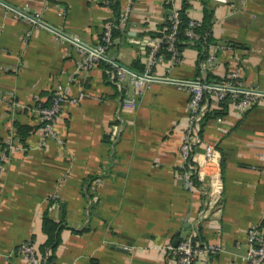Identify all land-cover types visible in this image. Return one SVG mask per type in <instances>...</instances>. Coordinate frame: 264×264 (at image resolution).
<instances>
[{"label": "crops", "instance_id": "1", "mask_svg": "<svg viewBox=\"0 0 264 264\" xmlns=\"http://www.w3.org/2000/svg\"><path fill=\"white\" fill-rule=\"evenodd\" d=\"M116 2L117 15L109 0H0V264H28L16 246L43 244L44 213L60 226L50 264H175L167 246L191 234L200 246L219 245L193 264H246L245 230L264 226V99L241 115L210 102L200 136L214 146V161L199 168L202 179L188 175V185L179 166L188 93L154 80L129 88L136 105L120 109L107 62L78 66L71 38L95 46L105 23L123 13L106 53L131 71L147 68L167 4ZM172 2L189 19L210 13L211 60L197 69L194 47L183 46L177 62L159 48L151 74L207 73L222 82L236 70L233 82L264 92V0ZM55 84L66 93L53 126L61 142L44 138L40 119L24 108L47 102Z\"/></svg>", "mask_w": 264, "mask_h": 264}, {"label": "built area", "instance_id": "2", "mask_svg": "<svg viewBox=\"0 0 264 264\" xmlns=\"http://www.w3.org/2000/svg\"><path fill=\"white\" fill-rule=\"evenodd\" d=\"M213 1L225 3L228 0ZM165 2L168 7V14L165 19L168 21L167 30L160 37H155L154 41H152L148 51L149 59L146 64L147 68L141 72L124 68L106 53L108 46L112 42V31L119 28L125 19L123 13H119L116 20H109L105 23L99 36V43L95 46H85L73 38H71V41L76 44V49L80 55L79 67L89 66L100 60L107 62L109 66L105 68V74L109 82L116 87L119 93L120 109L133 108L136 105L137 93L130 94L129 88L141 90L147 88L149 83L154 80L164 79L173 82L188 93L185 128L179 145L181 159L179 166L185 183L190 185L188 175L192 173L197 174L198 178L202 179V172L199 168L204 164L214 161V146L211 143L203 142L200 136L202 123L210 112V102L214 100L221 103L225 100L232 104L236 112L241 115L260 99H264V92L254 88L243 87L233 82L237 76L236 70L229 72L226 80L222 82L208 81L201 77L193 80H172L158 78L151 74L149 72L150 65L153 63L156 51L163 44L164 50L168 52L171 61L177 62L179 58V51L175 46L177 25L179 22L178 8L173 5L172 0H165ZM196 25L197 22L194 19H188L187 25L183 30V34L186 36V43L190 46H193L194 43L199 41L205 43L204 37L194 31L193 28ZM210 44V42L206 43V48ZM204 60L207 63L210 62L211 56H206ZM50 96V102L46 106L36 104L29 107L24 106V108L40 119L41 135L44 138H53L61 142L53 126L61 113L63 103L66 101L65 89L61 85L55 84L51 89ZM70 101L75 102V99L71 98ZM215 121L220 122L221 118L216 116ZM196 148H201V152L197 153ZM193 238L191 234L181 238L173 247L167 246V248L174 250L175 264H193L199 253L208 254L219 249V245L215 243H206L200 246V243ZM245 241V263L264 264V226L258 222L249 225L245 230ZM16 251L26 258L28 264H45L44 258L39 254L38 249L31 239L21 241L16 246Z\"/></svg>", "mask_w": 264, "mask_h": 264}, {"label": "trees", "instance_id": "3", "mask_svg": "<svg viewBox=\"0 0 264 264\" xmlns=\"http://www.w3.org/2000/svg\"><path fill=\"white\" fill-rule=\"evenodd\" d=\"M109 5L112 8V11L114 12L115 15H117V2L116 0H109ZM189 18L186 17L184 14V5H181L180 9H178V25H177V33H176V43L175 46L177 50L180 52V50L183 48V46L187 45L186 43V36L183 34V30L187 25V21ZM197 22V25L193 28L196 33H198L200 36L204 37L205 43L196 42L192 47H194L197 51V58H196V65L197 69L199 68L200 63L205 59L206 57V43L211 41L210 37V13L206 10L203 11V17L201 20H195ZM168 27V21L165 20L163 24V30L158 32L155 37H160L164 32H166ZM116 34V29L112 31V36ZM161 49L169 56L168 52L164 50V44L162 45ZM105 63V62H104ZM105 68H108V64L105 63ZM136 72L142 71V67L136 66L134 67ZM210 76L205 73L204 79L208 80ZM50 97L48 98L47 102H39L37 101L34 105L40 104L43 106H46L50 102ZM223 104H226L225 100L221 102ZM222 111V110H221ZM219 112L213 113V115H218ZM211 115V112H209L206 116L209 117ZM41 125V124H40ZM27 128H17V132L24 134L26 132ZM59 229L60 226L58 223L50 220L47 218L46 214L44 213L42 215L41 219V230L45 234L46 238L43 244H41L38 248L39 254L44 258V263L45 264H50L52 257H53V252L59 242Z\"/></svg>", "mask_w": 264, "mask_h": 264}, {"label": "bare ground", "instance_id": "4", "mask_svg": "<svg viewBox=\"0 0 264 264\" xmlns=\"http://www.w3.org/2000/svg\"><path fill=\"white\" fill-rule=\"evenodd\" d=\"M212 178H213V179H212V185H213V189H214V176H213ZM213 192H214L213 194L216 193L215 190H214Z\"/></svg>", "mask_w": 264, "mask_h": 264}]
</instances>
